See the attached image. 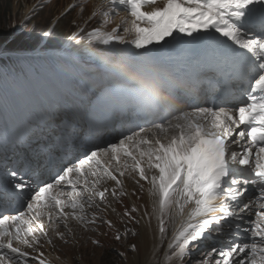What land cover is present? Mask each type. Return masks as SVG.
<instances>
[{
	"label": "snow or ice",
	"instance_id": "1",
	"mask_svg": "<svg viewBox=\"0 0 264 264\" xmlns=\"http://www.w3.org/2000/svg\"><path fill=\"white\" fill-rule=\"evenodd\" d=\"M118 9L127 15L107 30ZM93 21L97 27L77 24L69 37L87 40L86 51L97 61L89 69L95 75L78 81V106L117 113L128 134L61 164L47 180L16 169L6 173L0 264H46L41 242L51 245L55 236L67 243L72 221L115 227L98 213H116L113 202L128 195L125 177L142 192L147 184L152 210L135 223L156 221L157 238L167 241L163 264H188L185 258L201 244L210 250L196 264H264V0H163V6L160 0H101L83 24ZM54 32L55 25L48 26L43 36ZM31 38L16 37L14 50ZM191 43L235 74L240 87L234 93L213 95L160 62L166 45ZM138 211L133 205L121 219ZM221 237L220 247L207 244ZM115 239H122L119 232Z\"/></svg>",
	"mask_w": 264,
	"mask_h": 264
},
{
	"label": "rangeland",
	"instance_id": "2",
	"mask_svg": "<svg viewBox=\"0 0 264 264\" xmlns=\"http://www.w3.org/2000/svg\"><path fill=\"white\" fill-rule=\"evenodd\" d=\"M100 3L99 0H0V48L4 50H14L17 48V44L15 43L16 37L23 33H31L32 38L24 48V52L20 54L26 55L29 58L34 57L38 62L45 61V63L50 62L54 65L57 64L62 71L69 69L71 73H78L80 68L83 69L81 63H73L77 58H82L87 64L89 63L95 66L97 64L95 61L85 60V57L88 56L86 48L89 47L87 40L82 43H77L76 41H70L69 37L71 32L76 30L77 24L85 27L86 30L98 26L96 21L90 22L87 25L83 24V21L87 19L89 14L94 11ZM69 5H77V7L69 11ZM81 6H83L82 14ZM124 12L123 9H118L116 14L113 15L111 23L107 26V30H110L112 27L120 23L121 18L126 16ZM129 19L131 18L129 17ZM51 25H55V30L58 27L61 31L59 37H57L55 32L50 37L43 36V31ZM56 42L61 43L58 45L60 46V49H57V52L53 53L52 57L47 55L49 53L42 52L43 48L51 46L52 43L56 44ZM61 49L67 52V54L61 53ZM91 50L99 52V49L96 46H92ZM11 61L12 59H4L0 61V64L6 69H14L18 71V62L13 63ZM73 68H75V71ZM50 85H53L52 81L50 82ZM38 92L42 94L40 88L38 89ZM5 95L6 89L2 91L0 97L4 98ZM124 184L127 185V180L125 179ZM141 194L144 198V193L142 192ZM144 212L145 211L142 210V215ZM105 213L106 212L98 213V215L103 216ZM145 222L148 223V220H145ZM152 224L155 229L156 221ZM115 225L116 226L112 227L111 230L114 235H116L117 232L121 234L122 239L119 241L115 238L109 239V237H107L105 231L109 229L104 228L103 224H98L97 230L92 234H82L80 229L78 230L73 226L72 235L78 241L73 242L71 238L72 235L68 236L66 234L65 239L67 240V243L64 241L56 242L53 240L52 243L54 244L49 246L51 248L47 249L62 253L64 255V257H62L63 259H60L62 264H68L66 263V259H69L72 264H163L162 260L164 257V249L167 244L166 240L163 244L160 243L161 249H159L158 255L147 259L146 256L149 247L147 246L145 256L144 245L142 244L141 246V233L139 237L137 236L136 223H134V226L132 227V231H136V235H132L131 229L126 226L127 224L124 220L115 223ZM142 225L143 223L141 226ZM86 228L88 227L84 228V232ZM91 229L92 226L88 228V230ZM149 229L151 231L148 230L147 232H149L150 235L154 234L156 236L153 229H151V227H149ZM126 230L129 234L124 236ZM145 237H147V235ZM109 240L111 242H109ZM94 241H97L98 243H94ZM131 241L136 242V251H133L131 247L126 249L123 247V244L127 245ZM41 243L45 244L43 241ZM115 243H118V246H115ZM120 252L124 253L123 257L118 255ZM185 260L188 264H196L198 261V259H194V257H186Z\"/></svg>",
	"mask_w": 264,
	"mask_h": 264
},
{
	"label": "bare ground",
	"instance_id": "3",
	"mask_svg": "<svg viewBox=\"0 0 264 264\" xmlns=\"http://www.w3.org/2000/svg\"><path fill=\"white\" fill-rule=\"evenodd\" d=\"M93 2H95V1H93ZM101 2V0H99V3ZM160 6H163V0H161L160 1ZM60 18V17H59ZM58 47H60V46H58ZM180 47H187L186 48V50H188V49H190V50H192V49H196V48H198V45H196V43L195 44H184V45H181ZM54 48H56V47H54ZM200 48V47H199ZM21 58H19V59H16V60H12L11 62H13V63H15V62H18L19 60H20ZM162 64L163 65H166L164 62H162ZM212 71V70H211ZM211 71H208L209 73H207V76H210V72ZM112 113V117L114 118V116H115V114L116 113H113V112H111ZM116 125V124H115ZM2 142H0V144H1ZM35 144H38L37 142H35ZM33 148V146L31 147V149ZM36 150L38 149V146H36V148H35ZM40 161V160H39ZM126 180V179H125ZM127 186V185H126ZM146 189H147V184H145V191H143V193H144V195H146L147 196V192H146ZM126 191H127V188H126ZM128 192V191H127ZM134 198V200L137 198V197H133ZM138 208H142V207H144V208H148V209H151L152 210V206H151V201H150V199H149V197L147 196V200H146V202H145V204L143 203V204H137L136 205ZM140 213H142V210L140 211ZM112 221H114L113 219H111ZM154 221L155 220H153L152 221V223H154ZM74 224H73V226L76 228V229H80V232L82 233V234H84V233H88V234H92V233H94L96 230H97V225H88L87 227L89 228L90 226H92V229L91 230H88V228H86V230H85V232L83 231L84 230V228L85 227H82V226H80V225H77L74 221H72ZM115 222V221H114ZM144 226H146L145 228H144V230H142V232H141V236H140V238H141V246H142V244L144 245V254H145V256H146V249H147V246L149 247L148 248V254H147V256H146V258L148 259V258H150V257H153V256H156V255H158V252H159V249H161V244H160V241H159V239L157 238V236H155L154 234H151L150 235V233L149 232H147L148 230H150L149 229V226H148V223L147 222H144ZM151 229H153V232H155V229L153 228V224H152V226H151ZM59 231H61L62 230V228H59L58 229ZM151 231V230H150ZM143 233H144V236H143ZM147 235V237H145L146 235ZM50 235H51V233H50ZM171 235V233L169 232V236ZM53 239H55V240H60V239H58V238H56L55 236H53ZM39 249H42V247H40ZM166 249V248H165ZM164 249V250H165ZM43 250V249H42ZM26 251H29V252H31L32 250H30V249H26ZM142 256V255H141Z\"/></svg>",
	"mask_w": 264,
	"mask_h": 264
},
{
	"label": "trees",
	"instance_id": "4",
	"mask_svg": "<svg viewBox=\"0 0 264 264\" xmlns=\"http://www.w3.org/2000/svg\"><path fill=\"white\" fill-rule=\"evenodd\" d=\"M63 16V15H62ZM61 16V17H62ZM61 19V18H60ZM58 21V20H57ZM57 23V22H56ZM56 25V24H55ZM55 33L57 34V37H59L60 36V34H61V31L58 29V27L56 28V30H55ZM61 43H59V42H56V44H54V43H52L51 44V46H48V47H50V48H54V47H58V45H60ZM54 46V47H53ZM48 47H46V48H48ZM23 50H25V49H23Z\"/></svg>",
	"mask_w": 264,
	"mask_h": 264
},
{
	"label": "water",
	"instance_id": "5",
	"mask_svg": "<svg viewBox=\"0 0 264 264\" xmlns=\"http://www.w3.org/2000/svg\"><path fill=\"white\" fill-rule=\"evenodd\" d=\"M46 47H47V46H46ZM46 47H45V48H46Z\"/></svg>",
	"mask_w": 264,
	"mask_h": 264
},
{
	"label": "clouds",
	"instance_id": "6",
	"mask_svg": "<svg viewBox=\"0 0 264 264\" xmlns=\"http://www.w3.org/2000/svg\"><path fill=\"white\" fill-rule=\"evenodd\" d=\"M62 255V254H61Z\"/></svg>",
	"mask_w": 264,
	"mask_h": 264
}]
</instances>
